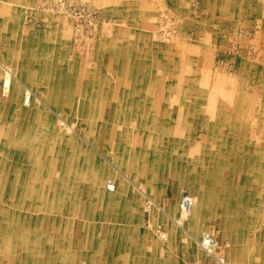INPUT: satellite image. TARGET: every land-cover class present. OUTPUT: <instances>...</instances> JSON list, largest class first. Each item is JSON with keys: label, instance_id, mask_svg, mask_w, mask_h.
<instances>
[{"label": "rangeland", "instance_id": "1", "mask_svg": "<svg viewBox=\"0 0 264 264\" xmlns=\"http://www.w3.org/2000/svg\"><path fill=\"white\" fill-rule=\"evenodd\" d=\"M263 39L264 0H0V264H264Z\"/></svg>", "mask_w": 264, "mask_h": 264}, {"label": "bare ground", "instance_id": "2", "mask_svg": "<svg viewBox=\"0 0 264 264\" xmlns=\"http://www.w3.org/2000/svg\"><path fill=\"white\" fill-rule=\"evenodd\" d=\"M39 1V0H38ZM219 1V0H218ZM232 1V0H231ZM240 1V0H239ZM228 2H230V1H228ZM240 3V2H239ZM38 4V3H37ZM220 4V3H219ZM40 5H41V3H40ZM216 5V4H215ZM217 5H218V2H217ZM33 6V5H32ZM237 6H239V5H237ZM214 7H217V6H214ZM236 7V6H235ZM204 9V8H203ZM207 9V8H206ZM238 9V8H237ZM236 9V10H237ZM230 11V10H229ZM228 11V12H229ZM232 13V12H231ZM242 13V12H241ZM256 13V12H255ZM248 14H250V13H248ZM229 15V14H228ZM240 15V14H239ZM250 16V15H249ZM207 17H208V15H207ZM230 17V16H229ZM215 18V17H214ZM216 19V18H215ZM193 20V19H192ZM243 20V19H242ZM241 20V21H242ZM250 20V19H249ZM190 21V20H189ZM223 21H225V20H223ZM192 22V21H191ZM196 22V21H195ZM206 22H208V21H206ZM198 23V22H197ZM201 23V22H200ZM199 23V24H200ZM226 23V22H225ZM238 23V22H237ZM236 23V24H237ZM250 23V22H249ZM217 23H215L214 25H216ZM213 26V25H212ZM249 26V25H248ZM253 26H255V25H253ZM208 27V26H207ZM251 27V26H250ZM216 28V27H215ZM219 28V27H218ZM247 28V27H246ZM27 29V28H26ZM205 29V28H204ZM255 29V28H254ZM194 30V29H193ZM222 30V29H221ZM220 30V31H221ZM226 30V29H225ZM203 32V31H202ZM177 33V32H176ZM235 33V32H234ZM253 33V32H252ZM190 35V34H189ZM203 35V34H202ZM220 35V34H219ZM251 35V34H250ZM254 35V34H253ZM170 36V35H169ZM168 36V37H169ZM172 36V35H171ZM176 36H178V35H176ZM191 36V35H190ZM252 36V35H251ZM173 37H174V35H173ZM181 37V36H180ZM183 37V36H182ZM200 37V36H199ZM210 37V36H209ZM208 37V38H209ZM165 38H166V36H165ZM172 38V37H171ZM185 38H186V36H185ZM190 38V37H189ZM197 38V37H196ZM166 39H168V38H166ZM188 40V39H187ZM224 40V39H223ZM264 40V39H263ZM189 41V40H188ZM261 41V40H260ZM170 42V41H169ZM177 43V42H176ZM241 43V42H240ZM171 44H173V43H171ZM175 44V43H174ZM179 44V43H178ZM192 44V43H191ZM186 45H187V43H186ZM206 45V44H205ZM208 45V44H207ZM210 45V44H209ZM264 45V44H263ZM1 46V45H0ZM174 46H178L177 44L176 45H174ZM212 46V45H211ZM260 46V45H259ZM185 47V46H184ZM208 47V46H207ZM178 49L180 48V46L179 47H177ZM192 48V47H191ZM263 48V47H262ZM261 48V49H262ZM25 50V49H24ZM181 50V49H180ZM180 50H179V52H180ZM185 50H186V48H185ZM184 50V51H185ZM177 51V50H176ZM182 51H183V49H182ZM181 51V52H182ZM186 52V51H185ZM211 52H212V50H211ZM191 53V52H190ZM185 54V53H184ZM183 54V55H184ZM185 55H187V54H185ZM214 55V54H213ZM247 55V54H246ZM249 55V54H248ZM196 56H198V55H196ZM241 56V55H240ZM20 57V56H19ZM181 57V56H180ZM246 57V56H245ZM261 57V56H260ZM184 58V57H183ZM186 58V57H185ZM193 58V57H192ZM248 58V57H247ZM253 58V57H252ZM50 59V58H49ZM212 59V58H211ZM200 60H201V57H200ZM184 61V60H183ZM197 61V60H196ZM209 61H212V60H210L209 59ZM246 61V60H245ZM251 61V60H250ZM110 62V61H109ZM185 62V61H184ZM202 62V61H201ZM214 62V61H213ZM25 63H28V61L27 62H25ZM200 63V62H199ZM211 63V62H210ZM183 64V63H182ZM209 64V63H208ZM207 64V65H208ZM255 64V63H254ZM1 65V64H0ZM206 65V64H205ZM23 66H26V65H23ZM180 66H182V68H183V65H181L180 64ZM2 67L4 68V71H3V73H2V77H4V79H3V86H4V88L5 87H8V85H9V83H10V78H9V76H10V74H12V72H11V69L9 68V67H7V66H5V65H2ZM211 67V66H210ZM251 67V66H250ZM25 67H23V69H24ZM174 68V67H173ZM181 67H179V69H180ZM209 68V67H208ZM257 68V67H256ZM199 69H200V67H199ZM34 70V69H33ZM172 70V69H171ZM36 71V70H35ZM213 71H214V69H213ZM110 72V71H109ZM157 72H159L158 71V69H157ZM181 72H182V70H181ZM15 73V72H14ZM163 73V72H162ZM191 73V72H190ZM189 73V74H190ZM201 73V72H200ZM214 73V72H213ZM23 74V73H22ZM157 74V73H156ZM217 74V73H216ZM41 75V74H40ZM31 76V78H32V82H36V80H40L41 78L39 77V76H37V75H35V74H32V75H30ZM181 76V75H180ZM185 76V75H184ZM193 76H196V75H193ZM199 76V75H198ZM214 76V75H213ZM117 77V76H116ZM162 77V76H161ZM209 77V76H208ZM24 78H25V74H24ZM183 78V77H182ZM186 78V77H185ZM189 78V77H188ZM181 79V78H180ZM196 79V78H195ZM42 80V79H41ZM198 80V79H197ZM164 81V80H163ZM185 81H188V80H185ZM184 81V82H185ZM209 81V80H208ZM181 82V81H180ZM17 83V82H16ZM186 83V82H185ZM261 83V82H260ZM25 84V83H24ZM30 84H33V83H31L30 82ZM29 84V85H30ZM192 84V83H191ZM190 84V85H191ZM195 84V83H194ZM23 85V84H22ZM43 85V84H42ZM45 86V85H44ZM186 86L187 85H185L184 87V89L186 90ZM193 86V85H192ZM213 86V85H212ZM241 86V85H240ZM179 87V86H178ZM162 88V87H161ZM211 88V87H210ZM26 94H25V97H24V100H23V102H24V104H30V100H31V88H29V86H27L26 87ZM160 89V88H159ZM164 88H162V90H163ZM179 89V88H178ZM6 92H8L7 91V88H5L4 89ZM3 90V91H4ZM11 91V90H10ZM154 91V90H153ZM152 91V92H153ZM238 91V90H237ZM133 92V91H132ZM145 92H146V90H145ZM148 92V91H147ZM208 92H209V90H208ZM4 94H5V92H3ZM17 93L18 94H22V90H20V89H18V91H14L13 93H12V95H17ZM126 93H127V90H126ZM164 93V92H163ZM65 94V93H64ZM128 94V93H127ZM151 94V93H150ZM6 95V94H5ZM4 95V96H5ZM148 95V94H147ZM239 95V94H238ZM241 96V95H240ZM240 96H238V97H240ZM155 97V96H154ZM13 98V97H12ZM16 99V98H15ZM20 99V98H19ZM18 99V100H19ZM152 99V98H151ZM37 100V99H36ZM147 100V99H146ZM243 100V99H242ZM20 101V100H19ZM37 102V101H36ZM17 103H19V102H17ZM44 103V102H43ZM37 104V103H36ZM151 105V104H150ZM47 106V105H46ZM48 107V106H47ZM65 107V106H64ZM163 110V109H162ZM11 114V113H10ZM18 114H19V112H18ZM20 115V114H19ZM43 116V115H42ZM229 116V115H228ZM226 117V116H225ZM33 119V118H32ZM44 121V120H43ZM40 123H42V122H40ZM8 124V123H7ZM115 124V123H114ZM13 125V124H12ZM35 125V124H34ZM37 126V125H36ZM42 126V125H41ZM27 127H28V125H27ZM50 127V126H49ZM11 128V127H10ZM35 128V127H34ZM33 129V128H32ZM31 129V130H32ZM30 130V129H29ZM28 132V131H27ZM42 132V131H41ZM10 133V132H9ZM44 133V132H43ZM86 133V132H85ZM253 133H254V131H253ZM47 134V133H46ZM9 135V134H8ZM7 135V136H8ZM103 135V134H102ZM25 136V135H24ZM19 139V138H18ZM26 139V138H25ZM47 139V138H46ZM9 140V139H8ZM6 141V140H5ZM26 141V140H25ZM29 141V140H28ZM40 144V143H39ZM8 145V144H7ZM16 145H18V144H16ZM43 146V145H42ZM108 146V145H107ZM13 147V146H12ZM11 148V147H10ZM16 148V147H15ZM45 148V147H44ZM109 148V147H108ZM5 149V148H4ZM46 149V148H45ZM44 150V149H43ZM251 150V149H250ZM3 151V150H2ZM22 151V150H21ZM30 151V150H29ZM37 152V151H36ZM244 152V151H243ZM255 153V152H254ZM37 154V153H36ZM4 156V155H3ZM30 156V155H29ZM101 157V156H100ZM1 158V157H0ZM28 158V157H27ZM19 159H20V157H19ZM49 159V158H48ZM246 160V159H245ZM48 161V160H47ZM69 161V160H68ZM10 162V161H9ZM31 162V161H30ZM43 163V162H42ZM69 164V163H68ZM149 165V164H148ZM40 167V166H39ZM129 167V166H128ZM62 168V167H61ZM86 168V167H85ZM132 168V167H131ZM130 168V169H131ZM3 169V168H2ZM17 170V169H16ZM31 171H32V169H31ZM37 171H38V168H37ZM84 172V171H83ZM128 172V171H127ZM130 172V171H129ZM11 173V172H10ZM102 173V172H101ZM18 174H19V172H18ZM36 174V173H35ZM48 174V173H47ZM106 175H108V174H106ZM117 175V174H116ZM129 175V174H128ZM2 176V175H1ZM7 176V175H6ZM118 176V175H117ZM14 177V176H13ZM34 177V176H33ZM24 178V177H23ZM7 179V178H6ZM29 179V178H28ZM44 179V178H43ZM112 179V178H111ZM1 180V179H0ZM19 180V179H18ZM34 180V179H33ZM32 180V181H33ZM94 184H97L98 185V187H100L101 186V188L102 189H104L103 191H102V193H101V196L104 198V197H109L110 196V194L106 191V189L107 190H109V191H115L116 190V192H115V194H116V196L114 195V198H115V201L117 200L116 198L119 196V198L122 196V191L121 190H119V188L117 187L116 188V184H115V182L113 181V179L112 180H109L108 178H107V181H105L104 182V180H102V177H99L98 175H95L94 176ZM236 180V179H235ZM15 182H16V180H14ZM51 181V180H50ZM118 181V180H117ZM7 182V181H6ZM22 182H23V180H22ZM27 182V181H26ZM29 182V181H28ZM34 182V181H33ZM32 182V183H33ZM43 182V181H42ZM49 182V181H48ZM233 182V181H232ZM36 183V182H35ZM45 183V182H44ZM91 184V183H90ZM89 184V185H90ZM129 184V183H128ZM42 185V184H41ZM92 185V184H91ZM10 186V185H9ZM82 186V185H81ZM80 186V187H81ZM121 187H124L125 186V183L123 182V183H121V185H120ZM128 186V185H127ZM132 186V185H131ZM134 186V185H133ZM33 187V186H32ZM42 187V186H41ZM68 187V186H67ZM69 187H71L70 185H69ZM91 187V186H90ZM4 188V187H3ZM21 188V187H20ZM34 188V187H33ZM88 188V187H87ZM128 188V187H127ZM131 188V187H130ZM7 189V188H6ZM93 189V188H92ZM99 190V189H98ZM127 190V189H126ZM131 190V189H130ZM133 190V189H132ZM2 191V190H1ZM23 191V190H22ZM27 191V190H26ZM32 191H33V189H32ZM41 191H42V188H41ZM95 191V190H94ZM28 192V191H27ZM26 192V193H27ZM48 192V191H47ZM36 193H37V191H36ZM32 194H34L33 192H32ZM124 194V193H123ZM90 195V194H89ZM36 196V195H35ZM15 197V196H14ZM21 197V196H20ZM97 197V196H96ZM200 198H201V196H199ZM45 198H47V197H45ZM88 199V198H87ZM90 199V198H89ZM92 199V198H91ZM129 199V198H128ZM84 200V199H83ZM150 200V199H149ZM95 201V200H94ZM100 201V200H99ZM151 201V200H150ZM98 202V201H97ZM125 202V201H124ZM129 202V201H128ZM96 203V202H95ZM149 203V202H148ZM155 203V202H154ZM20 204V203H19ZM93 204V203H92ZM193 204H194V196L192 195V194H190L187 190H184L182 193H181V195H180V197H179V210H180V215L182 216V218L181 219H179V220H176V219H174L177 223H178V225H180L181 223L180 222H183V220H186L187 219V217H189L190 215H191V211H192V207H193ZM201 204H203V202H201ZM120 205V204H119ZM147 205V204H146ZM145 205V206H146ZM161 205V204H160ZM87 206V205H86ZM95 206V205H94ZM97 206L99 207V205L97 204ZM108 206V205H107ZM115 206H116V204H115ZM148 206V205H147ZM88 207V206H87ZM97 207V208H98ZM92 208H93V206H92ZM160 208H161V206H160ZM87 209V208H86ZM113 209H114V207H113ZM149 209H151V208H149ZM156 210H157V208H156ZM178 211V210H177ZM160 212V211H159ZM129 213V212H128ZM177 214V213H176ZM3 215V214H2ZM106 217V216H105ZM138 217V216H137ZM177 217V216H176ZM140 218V217H139ZM169 218H171V217H169ZM88 220V219H87ZM102 220V219H101ZM106 220V219H105ZM79 222V221H78ZM92 222V221H91ZM95 222V221H94ZM97 222V221H96ZM149 222V221H148ZM175 223V222H174ZM151 224V223H150ZM161 224V223H160ZM245 224V223H244ZM104 225V224H103ZM157 225V224H156ZM164 225H165V223H164ZM170 225V224H169ZM158 226V225H157ZM181 226V225H180ZM185 226V225H184ZM103 227V226H102ZM126 227V226H125ZM171 227V226H170ZM175 227H176V225H175ZM99 228V227H98ZM104 228H105V226H104ZM103 228V229H104ZM126 228H128V227H126ZM158 228V227H157ZM119 229V228H118ZM125 229V228H124ZM191 229H192V227H191ZM157 230V229H156ZM131 231V230H130ZM181 231V230H180ZM28 232V231H27ZM127 232V231H126ZM156 232V231H155ZM162 232V231H161ZM165 232V231H164ZM186 232V231H185ZM189 232V231H188ZM124 233V232H123ZM170 233H171V231H170ZM169 233V234H170ZM191 233V232H190ZM5 234V233H4ZM29 234V233H28ZM148 234V233H147ZM168 234V235H169ZM119 235V234H118ZM160 235H161V233H160ZM166 235V234H165ZM175 235V234H174ZM187 235V234H186ZM189 235V234H188ZM22 236V235H21ZM125 236V235H124ZM156 236H158V235H156ZM28 237V236H27ZM118 237V236H117ZM137 237V236H136ZM146 237V236H145ZM159 237V236H158ZM164 237V236H163ZM177 237V236H176ZM211 237V236H210ZM210 237L208 236V233H203V235L201 236V238L200 239H202L203 238V240H201L200 241V239L198 240V239H195V240H197L198 241V243H199V246H201L204 250L206 249V250H208V252H210L211 254H213V253H215V252H213L212 253V248H214L213 246H214V243H212V240L210 239ZM141 238V237H140ZM147 238V237H146ZM150 238H151V236H150ZM178 238V237H177ZM21 239V238H20ZM122 239H124V238H122ZM130 239V238H129ZM163 239V238H162ZM184 239V238H183ZM12 240V239H11ZM118 240V239H117ZM156 240H157V238H156ZM181 240V239H180ZM146 241V240H145ZM170 241V240H169ZM186 241V240H185ZM19 242V241H18ZM225 242V241H224ZM94 243H95V241H94ZM124 243V242H123ZM126 243V242H125ZM136 243V242H135ZM169 243V242H168ZM192 243V242H191ZM18 244V243H17ZM27 244V243H26ZM146 244V243H145ZM144 244V245H145ZM226 244V243H225ZM22 245V244H21ZM20 245V246H21ZM128 245V244H127ZM148 245V244H147ZM216 245V244H215ZM94 246V245H93ZM197 246V245H196ZM123 247V246H122ZM157 247V246H156ZM164 247V246H163ZM174 247V246H173ZM9 248V247H8ZM11 248V247H10ZM12 248H14V247H12ZM94 248V247H93ZM125 248H127V246H125ZM152 248V247H151ZM122 249V248H121ZM144 249H145V247H144ZM149 249H150V245H149ZM167 249V248H166ZM212 249V250H211ZM263 249V248H262ZM169 250H171V249H169ZM134 251V250H133ZM162 251V250H161ZM160 251V252H161ZM186 251V250H185ZM184 251V252H185ZM131 252V251H130ZM141 252H143L142 250H141ZM167 252V251H166ZM204 252V251H203ZM220 252H221V250L219 251V254H220ZM186 253V252H185ZM201 253V252H200ZM207 253V252H206ZM205 253V254H206ZM218 253V252H217ZM65 254V253H64ZM176 254V253H175ZM138 255V254H137ZM153 255V254H152ZM160 255V254H159ZM170 255V254H169ZM182 255V254H181ZM185 255V254H184ZM188 255V254H187ZM218 255V254H217ZM217 255H215L214 254V256L218 259V262L220 261L221 263H223L224 264V261H223V258L220 256H217ZM149 256V255H148ZM161 256H162V254H161ZM178 256V255H177ZM197 256V255H196ZM255 256V255H254ZM143 257H144V255H143ZM183 257V256H182ZM256 257V256H255ZM134 258V257H133ZM139 258V257H138ZM154 258V257H153ZM152 258V259H153ZM211 258H213V257H211ZM2 259V258H1ZM125 259V258H124ZM215 259V258H214ZM5 260V259H4ZM8 260V259H7ZM149 260H150V257H149ZM163 260V259H162ZM253 260V259H252ZM258 260V259H257ZM6 261V260H5ZM32 261V260H31ZM138 261V260H137ZM255 261V260H254ZM263 261V260H262ZM1 262V261H0ZM8 262V261H7ZM62 262V261H61ZM217 262V261H216ZM219 262V263H220ZM229 262V261H228ZM65 263H66V261H65ZM264 263V262H263ZM149 264V263H148ZM176 264V263H175ZM181 264V263H180ZM254 264V263H253Z\"/></svg>", "mask_w": 264, "mask_h": 264}]
</instances>
